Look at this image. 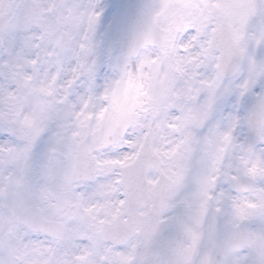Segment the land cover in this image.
Masks as SVG:
<instances>
[{"label":"snow or ice","instance_id":"1","mask_svg":"<svg viewBox=\"0 0 264 264\" xmlns=\"http://www.w3.org/2000/svg\"><path fill=\"white\" fill-rule=\"evenodd\" d=\"M0 264H264V0H0Z\"/></svg>","mask_w":264,"mask_h":264}]
</instances>
